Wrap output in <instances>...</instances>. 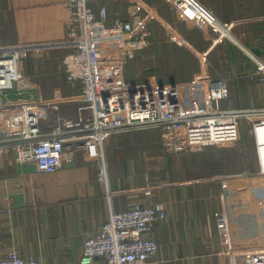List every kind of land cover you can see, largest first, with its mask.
Returning <instances> with one entry per match:
<instances>
[{
  "label": "crops",
  "instance_id": "0c3cea01",
  "mask_svg": "<svg viewBox=\"0 0 264 264\" xmlns=\"http://www.w3.org/2000/svg\"><path fill=\"white\" fill-rule=\"evenodd\" d=\"M100 3L111 16L150 32V46L116 72L117 91L179 84L186 107L206 110L213 107L208 81L221 78L230 93V99L220 104L222 109L263 105L264 93L251 73L255 62L264 59V20L236 22L264 17V0H202L221 27L194 32H186L176 20L168 0ZM90 5L96 8L99 3ZM67 20L64 0H0V46L62 41L67 36ZM196 40L201 46L208 44L207 49L195 48ZM186 43V49L181 47ZM200 52L209 57L210 69L200 67ZM23 70L28 78V68L23 66ZM63 84L68 87L64 78ZM26 88L30 89L27 99L43 100L32 87ZM69 101L44 102L60 110ZM8 115L7 110L0 112V138L11 135L10 123L3 121ZM170 138L161 129L110 138L105 149L107 188L99 182L98 164L83 152L70 153L54 173L20 163L12 151L0 156V254L15 251L42 264H79L84 240L98 230L109 210L162 202L164 220L149 224L145 232L159 246L150 264H227L216 256L219 245L213 220L216 210L228 208L226 195L213 188L204 173L207 164L197 159L204 156L202 151L173 154ZM232 219L240 247L245 239L240 238L247 232L236 229Z\"/></svg>",
  "mask_w": 264,
  "mask_h": 264
},
{
  "label": "built area",
  "instance_id": "2783aa9c",
  "mask_svg": "<svg viewBox=\"0 0 264 264\" xmlns=\"http://www.w3.org/2000/svg\"><path fill=\"white\" fill-rule=\"evenodd\" d=\"M91 2L99 5L94 8ZM100 2L64 0L68 29L62 41L0 46V112H9L3 121L10 123L11 129L8 138H0V156L12 151L20 163H32L41 173H54L70 153L83 152L98 164L99 182L107 188L105 149L114 135L161 129L171 136L168 144L172 153L185 154L212 146H236L245 126L254 144L252 176H264V103L257 108L222 109L220 104L230 99V93L221 78L208 81L213 107L206 110L186 107L179 84L117 91L116 72L150 46V32L136 30L131 22L111 16ZM168 2L186 31L218 29L201 0ZM262 20L264 17H255L236 24ZM56 51H62L63 78L74 94L69 101L76 105L74 112H61L56 104L42 99L7 103L5 91L13 82L18 94L29 82L23 62L28 58H48ZM251 77L264 93V59L255 62ZM43 112L45 118H41ZM177 127L182 128L184 144L177 143L174 136ZM165 216L162 202L134 203L123 211L109 210L98 230L84 240L79 264H150L159 246L146 235V228ZM213 220L219 260L227 264H264V239L258 245L244 240L243 246H236L227 207L216 210ZM0 264L42 263L24 259L14 251L7 256L0 254Z\"/></svg>",
  "mask_w": 264,
  "mask_h": 264
},
{
  "label": "rangeland",
  "instance_id": "374dc122",
  "mask_svg": "<svg viewBox=\"0 0 264 264\" xmlns=\"http://www.w3.org/2000/svg\"><path fill=\"white\" fill-rule=\"evenodd\" d=\"M193 45L195 48L205 50L208 47V44L201 46L197 40L193 42ZM181 47L186 49L187 43ZM61 55L62 52L56 51L51 53L48 58L39 60L29 58L23 62L24 68L29 70H27L29 76L27 83L30 84L26 87H32L34 92L37 95L40 94L44 101H66L74 97V94H71L72 91H68V87L66 88L63 84ZM198 56L200 60L196 59L200 61V67L210 69L209 57L204 52H200ZM173 67L174 65L171 64V69ZM188 67L190 64L187 65ZM29 91L30 89L27 88H21V94H18L17 90L5 91V100L27 99ZM73 107L74 104L72 103H62L60 110L70 113L74 112L75 107ZM175 130L174 136L177 143L184 144L182 128L177 127ZM240 140L239 144L233 147L212 146L204 148L201 150L204 156L201 157L200 154L197 159L207 157L210 160V171L206 173L210 176L212 187L225 193L231 219L234 217V221H236V229L247 232V235L245 234L247 238L244 236V240L258 245L264 239V176H252L255 167L254 144L245 126L241 129ZM240 246H243V241H240Z\"/></svg>",
  "mask_w": 264,
  "mask_h": 264
},
{
  "label": "trees",
  "instance_id": "16d2710c",
  "mask_svg": "<svg viewBox=\"0 0 264 264\" xmlns=\"http://www.w3.org/2000/svg\"><path fill=\"white\" fill-rule=\"evenodd\" d=\"M186 32H189V31H186ZM190 32H194V31H190ZM8 45H11V44H8ZM204 163L207 164V166H205L204 168L205 172H209L210 171V160L207 157L204 159Z\"/></svg>",
  "mask_w": 264,
  "mask_h": 264
},
{
  "label": "water",
  "instance_id": "95a60500",
  "mask_svg": "<svg viewBox=\"0 0 264 264\" xmlns=\"http://www.w3.org/2000/svg\"><path fill=\"white\" fill-rule=\"evenodd\" d=\"M15 89V83L13 82L12 83V87H11V89H9V90H14Z\"/></svg>",
  "mask_w": 264,
  "mask_h": 264
}]
</instances>
